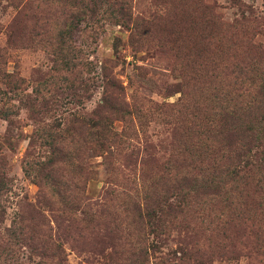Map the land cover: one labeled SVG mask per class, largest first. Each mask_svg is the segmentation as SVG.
I'll use <instances>...</instances> for the list:
<instances>
[{"label": "rangeland", "instance_id": "374dc122", "mask_svg": "<svg viewBox=\"0 0 264 264\" xmlns=\"http://www.w3.org/2000/svg\"><path fill=\"white\" fill-rule=\"evenodd\" d=\"M0 264H264V0H0Z\"/></svg>", "mask_w": 264, "mask_h": 264}]
</instances>
